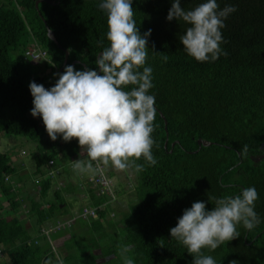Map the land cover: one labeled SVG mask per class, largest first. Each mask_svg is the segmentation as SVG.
I'll use <instances>...</instances> for the list:
<instances>
[{
    "label": "trees",
    "instance_id": "obj_1",
    "mask_svg": "<svg viewBox=\"0 0 264 264\" xmlns=\"http://www.w3.org/2000/svg\"><path fill=\"white\" fill-rule=\"evenodd\" d=\"M99 2L0 0V131L8 136L42 139V144L50 147L46 154L35 155L34 175L41 177L36 183L39 196L34 199L26 195L28 203L23 205L30 225L17 214L24 197L20 201L17 193L14 195L15 185L10 182L13 174L19 180V170L6 152H0V192L9 204L7 212L0 214V247L9 254L5 264H47L53 255L50 235L69 226L49 236L41 229L69 219L83 205L100 207L96 217L76 218L70 226L77 220L90 229L102 228V220L114 228L119 224L120 242L131 245L129 257L134 264H192L194 257L170 234L184 209L204 201L211 210L214 202H209V197L235 196L248 187L258 192L254 210L260 223L251 230L240 224L238 238L224 242L215 251H203L216 264H264V159H250L264 153V0H217L221 10L234 6L236 11L229 14L221 29V48L227 55L214 62H199L185 52L179 37L190 25L167 20L172 0H134V19L141 34L152 30L145 66L153 69L154 86L149 94L156 101L152 153L157 163L149 165L143 158L136 161L143 169L135 176L130 195L136 201L127 211L118 204L121 193L106 166L105 173L115 186V200L96 195L81 173L75 187L87 189L90 204H82L64 217L66 195L60 182L52 188L54 199L48 200L51 181L66 171L65 167L59 169L60 165L87 157L76 139H49L42 118L31 115L30 82L51 88L58 77L34 73L35 60H25L24 50L35 39L47 50L48 60L40 59L44 68L54 73L59 69L63 73L65 66L73 63L77 70H96V57L109 46L107 14L98 7ZM203 2L181 0V6L191 10ZM23 34L24 49L12 56ZM160 53L169 56L167 62ZM10 106L17 111L3 119V110ZM158 111L166 119L167 133ZM198 140L210 144L199 145ZM51 170L54 172L50 174ZM1 204L0 211L4 207ZM116 215L122 216L119 223L105 221ZM30 229L35 237H31Z\"/></svg>",
    "mask_w": 264,
    "mask_h": 264
},
{
    "label": "clouds",
    "instance_id": "obj_2",
    "mask_svg": "<svg viewBox=\"0 0 264 264\" xmlns=\"http://www.w3.org/2000/svg\"><path fill=\"white\" fill-rule=\"evenodd\" d=\"M133 2L100 0L98 7L107 14L109 46L96 57V70L66 65L63 73L54 74L58 79L51 88L35 81L29 84L31 115L42 118L50 139H76L82 151L86 150L88 159L72 164L81 174L95 173L94 162L97 166L111 165L118 172L133 166L136 171L142 170L143 165L136 164L141 158L152 166L157 163L152 153L156 101L149 94L154 86L153 69L145 66L152 30L141 34ZM235 11L234 6L221 10L217 0H205L191 10H185L181 0H172L167 20L190 25L179 37L189 56L199 62H214L220 55H227L221 48V29ZM152 50L156 52L154 45ZM160 54L167 62L169 56ZM258 198L255 187H248L235 196L209 197V202H214L211 210L204 201L193 202L170 229L171 238L187 248L194 257L192 264H216L203 249L215 251L224 242L238 238L240 224L249 230L256 227L260 223L254 210ZM130 251L131 245L120 246L124 264H134L127 255Z\"/></svg>",
    "mask_w": 264,
    "mask_h": 264
},
{
    "label": "rangeland",
    "instance_id": "obj_3",
    "mask_svg": "<svg viewBox=\"0 0 264 264\" xmlns=\"http://www.w3.org/2000/svg\"><path fill=\"white\" fill-rule=\"evenodd\" d=\"M26 43V35L23 34L20 38V45L16 51L11 52V55L20 54ZM32 70L34 73L45 74L48 76H54V71L52 72L50 68H44L42 60H35L32 65ZM17 111L15 107H7L3 110L2 118H7L11 113ZM49 139L50 137L47 136ZM50 147H45L42 144V139H30L21 135H6L0 131V152H6L7 155L11 158L13 164L19 170V180L18 175L13 174L10 177V182L15 185L18 199L22 201V206L17 210V214L21 220L30 225L27 219L26 208L23 207L26 201V195L31 196L34 199L39 196L37 192V184L40 181L41 177H36L34 175L35 168V155L38 153L46 154ZM111 165L106 166V169L113 176V172L110 168ZM131 172V175L134 173L136 177L139 175V171H136L135 167L128 169ZM90 173H84V177H87ZM135 177V178H136ZM43 178V177H42ZM115 184V178L113 177ZM18 180V183H17ZM132 181L130 184L129 191H133L135 179H129ZM58 177L53 178L51 181L52 187L48 190V200H53L52 191L54 185L57 184ZM136 182V181H135ZM37 183V184H36ZM127 183V182H126ZM125 181L122 184H126ZM64 188L61 189L62 194H64ZM13 196V194H12ZM35 196V197H34ZM128 203L125 202L123 205L124 211L129 210V206L136 201V197L130 194H126ZM131 196V197H130ZM66 207L64 209L65 215H71L82 204H90L87 199H80L77 195H66ZM126 200V197H125ZM0 201L1 205L4 207L1 209L0 214L7 212L9 209V204L5 200L3 193L0 192ZM123 213V212H122ZM122 219V216L116 215L115 219L107 218L105 221H113V223H119L118 220ZM103 227L97 229L85 228L83 221L77 220L72 226L65 228L62 231H59L57 234L50 235V246L52 244V256L49 259L47 264H124L123 259L119 254V249L121 245H124L120 242V229L119 224H116L114 228L113 225H109L102 220ZM31 237H35V234L30 229ZM44 243V240L41 241V244ZM2 252L0 253V264H5L9 258V254L6 248L0 247ZM6 249V250H5ZM129 256V253H127Z\"/></svg>",
    "mask_w": 264,
    "mask_h": 264
},
{
    "label": "built area",
    "instance_id": "obj_4",
    "mask_svg": "<svg viewBox=\"0 0 264 264\" xmlns=\"http://www.w3.org/2000/svg\"><path fill=\"white\" fill-rule=\"evenodd\" d=\"M48 54L47 50L43 49L35 39L30 41L28 46L24 50V59L25 60H48ZM84 155H86V150H84ZM88 159V157H87ZM50 164L53 163L52 160L49 161ZM94 167L97 168V171L87 177L86 182H84L86 185H90L91 187L95 188V194L98 196H107L110 201L115 200V186L113 184L112 179L106 175L105 169L103 165H96L94 162ZM54 170L50 171V174L53 173ZM108 200V202H110ZM105 206V204H104ZM100 208V207H99ZM97 207H94L92 205H83L77 213H75L74 216L70 217L67 220L63 221H57L56 223L49 224L47 226H44L41 229V232L45 235H48L50 233H53L59 229L64 228L65 226H70L73 221L76 218H89V217H96L97 210L99 209ZM110 215H113V213H110Z\"/></svg>",
    "mask_w": 264,
    "mask_h": 264
},
{
    "label": "crops",
    "instance_id": "obj_5",
    "mask_svg": "<svg viewBox=\"0 0 264 264\" xmlns=\"http://www.w3.org/2000/svg\"><path fill=\"white\" fill-rule=\"evenodd\" d=\"M79 159L85 160L84 157H81ZM72 164H73V161H71L70 163H65L64 166L59 164L60 165L59 169H61L62 167H65L66 173L64 172L62 176H58V182L62 183L61 186L65 190L64 191L65 195L75 194L78 196V198L87 199L89 201L87 189L81 190L75 187L77 185V177L79 173L73 170ZM110 168L113 172V177L115 178V181L117 182L116 188L121 193V195H119L118 204L123 208V205L125 206L126 205L125 202H127L126 201L127 199L125 200V197H127L126 194L128 195L131 193L129 189H130V184L132 183V181H130L129 179L131 178L135 179V174L133 173L131 175L130 170H126L124 172H118L114 170L111 166ZM124 181L125 183L127 182L125 185L122 184ZM113 219H115V217Z\"/></svg>",
    "mask_w": 264,
    "mask_h": 264
},
{
    "label": "water",
    "instance_id": "obj_6",
    "mask_svg": "<svg viewBox=\"0 0 264 264\" xmlns=\"http://www.w3.org/2000/svg\"><path fill=\"white\" fill-rule=\"evenodd\" d=\"M50 3H53L52 1H49ZM38 3H39V1H36V3H35V5H36V7L38 6ZM49 35L50 36H52V32L49 30ZM101 54V53H100ZM99 54V55H100ZM66 59H67V52H65V60H64V63H66ZM74 64V63H73ZM72 64V65H73ZM59 73H61V69H59ZM159 112V114H160V116L163 118V120H164V127H165V131H166V133H167V128H166V119L164 118V116H163V114L160 112V111H158ZM166 144V143H165ZM198 144L199 145H209L210 143L209 142H207V141H205V140H198ZM250 159L253 161V162H258V161H260V160H262V159H264V153L263 154H260V155H257V156H250ZM240 162V161H239Z\"/></svg>",
    "mask_w": 264,
    "mask_h": 264
}]
</instances>
